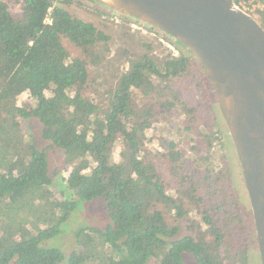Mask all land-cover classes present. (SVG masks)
I'll list each match as a JSON object with an SVG mask.
<instances>
[{
	"label": "trees",
	"instance_id": "1",
	"mask_svg": "<svg viewBox=\"0 0 264 264\" xmlns=\"http://www.w3.org/2000/svg\"><path fill=\"white\" fill-rule=\"evenodd\" d=\"M9 3L19 4L22 14L13 15ZM69 4L71 0H0V264H146L150 258L159 264H186L185 253L199 264H229L225 234L212 211L201 207L199 188L179 177L182 153L173 152L174 143L163 142L165 154L147 156L145 149L157 153L153 145H160V138L148 137L154 132L155 107L132 99L133 90L144 96L154 91L151 96L163 109L186 107L172 90L155 88L153 78L179 77L188 69L189 57L180 50L179 56L169 51L157 58L152 46L143 44L145 52L118 77L107 103L95 101L85 95L93 59L72 57L64 41L88 55L110 37L61 6ZM257 12L264 29V10ZM48 16L51 23H46ZM31 118L41 124L48 147L64 153L68 188L84 201L102 200L111 219L104 228L78 230L80 250L67 261L45 242L60 233L76 204L55 198L49 149L36 147L21 128L20 119ZM119 146L120 162L115 160ZM165 177L177 178L178 188ZM169 185L175 190L169 191ZM178 196H189L197 208L190 211L201 216L189 219L182 237H177L180 228L167 220L174 212L177 220L186 216Z\"/></svg>",
	"mask_w": 264,
	"mask_h": 264
},
{
	"label": "rangeland",
	"instance_id": "2",
	"mask_svg": "<svg viewBox=\"0 0 264 264\" xmlns=\"http://www.w3.org/2000/svg\"><path fill=\"white\" fill-rule=\"evenodd\" d=\"M8 6L13 15L20 16L22 14L19 4L9 3ZM61 6L73 17L93 24L99 31L110 37L107 45L98 44L88 55L68 41H64V45L72 57L83 56L93 59L88 66L91 82L85 90V95L95 101L103 104L107 103L110 91L116 89L118 77L129 69L132 60H136L140 54L145 52L143 44H150L153 48L152 53L156 54L157 58L164 57L169 51L173 55L174 52L162 43L161 40H164L167 44L175 47L178 52L181 50L190 58L188 69L179 77H172L167 81L153 78L155 88L167 87L168 90H172L179 95L186 107L182 108L177 105L173 109L165 110L160 106V100L151 96L154 91L150 96H144L140 90L132 91V99L136 100L138 97L140 102H150L155 107L154 114H156V117L152 121L154 132L150 131L148 137L152 139L153 134L154 138H160V145L157 147V142L153 145V149L157 153L150 152L147 148L145 149L146 154L149 158L155 157L158 159L166 153L163 142L165 144L174 143L175 150L173 152L175 154L182 153L179 163L184 165L179 177L187 184L196 183L199 188L197 195L201 207L212 211L225 234L224 253L229 260L228 263L262 264L256 228L252 218L253 213L250 212L252 207L245 181L243 180L242 184L243 200L247 201L248 199L249 205L247 203L248 210L243 207L242 227L241 217L237 214L232 193V188L235 190V187H237L238 179H235V177L233 179L236 173L231 174L233 182L225 180L228 168L226 166L229 165L231 171L237 168L239 172L242 166L236 147L232 142V138H229L230 134L226 129L227 127H225L223 114L217 103L213 86L200 63L191 58L188 52L182 50L180 46L173 43L169 37L159 30L124 16L110 14L105 7L91 0H71V4ZM246 8L247 13L259 21L257 11L264 10V1L255 0L246 4ZM99 12L104 15L100 17L97 15ZM105 16H116L120 23H115ZM25 97L22 96L19 99L23 101ZM20 123L23 134L32 139L36 147L41 150L44 148L49 149L46 152L49 157L50 174L53 179L51 190L55 198L61 202L74 201L76 204V209L69 220L61 226L60 233L45 242V246L60 250L67 261L73 251L80 250L75 238L78 230L104 228L111 224V219L104 208L102 200L84 201L77 198L73 191L68 188V168L65 163V155L59 149L48 147L49 142L43 140L40 135L41 124L34 118L20 119ZM120 151L119 146L115 152L116 161L120 160ZM167 164L170 166L171 163L167 161ZM164 173L165 176H168L165 171ZM172 178L175 177H165L168 183L170 182L174 188H178L177 178L173 180ZM171 185H169L168 190H175ZM177 199L179 205L184 208L186 216L177 220L174 212L173 217H169L167 220L171 225H177L180 228L177 237H182L188 233L189 219L196 217L199 220L201 216L190 211L194 208L197 211V208L190 201L189 196H178ZM200 225L202 231L206 232L210 238L207 225L202 221ZM184 259L186 264H199L192 254L185 253ZM146 264L159 263L155 258H150Z\"/></svg>",
	"mask_w": 264,
	"mask_h": 264
},
{
	"label": "water",
	"instance_id": "3",
	"mask_svg": "<svg viewBox=\"0 0 264 264\" xmlns=\"http://www.w3.org/2000/svg\"><path fill=\"white\" fill-rule=\"evenodd\" d=\"M181 43L217 96L244 173L264 264V29L234 0H94Z\"/></svg>",
	"mask_w": 264,
	"mask_h": 264
},
{
	"label": "flooded vegetation",
	"instance_id": "4",
	"mask_svg": "<svg viewBox=\"0 0 264 264\" xmlns=\"http://www.w3.org/2000/svg\"><path fill=\"white\" fill-rule=\"evenodd\" d=\"M93 2V1H92ZM101 6V5H100ZM103 7V6H102ZM110 14L112 13V14H115V15H118V16H123L122 14H120V13H118V12H115V11H113V10H111V9H109V8H105ZM132 18V17H131ZM134 19V18H133ZM136 20V19H135ZM138 22H140V21H138ZM140 23H142V22H140ZM144 24V23H143ZM147 25V24H146ZM148 27H151V28H154V29H156L155 27H153V26H151V25H147ZM167 37H170L169 35H167V34H165ZM180 55V54H179ZM178 55V56H179ZM189 61H190V58H189ZM207 75V74H206ZM208 77V76H207ZM209 79V78H208ZM209 81H210V79H209ZM214 89V88H213ZM215 92V91H214ZM216 98H217V96H216ZM217 103H218V100H217ZM219 105V104H218ZM220 107V106H219ZM221 109V108H220ZM222 112V111H221ZM223 119H224V117H223ZM224 123H225V120H224ZM225 127H227V125H226V123H225ZM227 129V131H228V128H226ZM228 133H229V131H228ZM229 138H231V136L229 135ZM233 142V141H232ZM226 167H228L227 168V170H226V172H227V174H225V180H230V181H232V178H231V174H233V173H236V175L235 176H233V179H234V177H235V179L237 178L238 179V182H237V187H235V190H234V188H232V193H233V196H234V199H235V206H236V208H237V214H238V216L239 217H241V225H242V227H243V221H242V216H243V212H244V208L245 209H247L248 210V205H249V203H248V199H247V201L246 200H243V196H244V193H243V190H242V187H243V180H244V175H243V170H242V168H241V171L239 172V170L236 168L235 170H233L232 169V171L230 170V166L228 165V166H226ZM238 174V175H237ZM237 181V180H236ZM233 182V181H232ZM236 191H237V194H236ZM247 203H248V205H247ZM244 207V208H243ZM250 212L252 213V210L250 209ZM252 215V214H251ZM252 218H253V215H252ZM249 227H250V225H249ZM243 229V228H242Z\"/></svg>",
	"mask_w": 264,
	"mask_h": 264
},
{
	"label": "built area",
	"instance_id": "5",
	"mask_svg": "<svg viewBox=\"0 0 264 264\" xmlns=\"http://www.w3.org/2000/svg\"><path fill=\"white\" fill-rule=\"evenodd\" d=\"M251 2H253V1H251ZM251 2H249V3H251ZM237 6L239 8H241L242 10H244L245 12H247L246 3L241 2ZM105 17H107V16H105ZM107 19H109V20H111V21H113L115 23H120V21L118 20V18L116 16L107 17ZM51 22H52V20H51L50 16H48L46 18V23H51ZM132 26L135 27L134 25H132ZM161 41H162V43L165 44L166 47H168L169 49H171L174 52V54H173L174 56H178L179 55V52H178V50L175 47H172L171 44H167L164 40H161Z\"/></svg>",
	"mask_w": 264,
	"mask_h": 264
}]
</instances>
